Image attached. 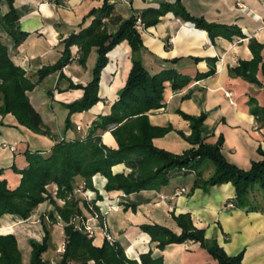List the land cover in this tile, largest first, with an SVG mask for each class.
<instances>
[{"label":"crops","instance_id":"obj_1","mask_svg":"<svg viewBox=\"0 0 264 264\" xmlns=\"http://www.w3.org/2000/svg\"><path fill=\"white\" fill-rule=\"evenodd\" d=\"M166 1L172 0H107L113 6V11L103 19L104 25L111 33L132 14H138L149 7L157 8ZM181 1L194 16L201 15L219 23L237 24L244 37L225 39L218 36L211 41L206 31L194 27L193 23L184 21L171 12L160 16L155 25L144 29L143 44L138 52L143 67L150 74L172 68L191 78L188 84L176 90L171 88L169 82H165L164 105L150 110L148 117L152 125L169 126L170 130L154 137L152 143L172 153L183 152L190 144L177 131L187 135L190 129L188 121L177 110L191 115L204 113L206 118L202 135L206 141L214 143L220 136L221 153L225 160L246 170L252 161L261 158L259 151L264 152V122L250 113V106L247 104L248 99L253 97L257 105L264 107V87L231 75L228 68L252 58L248 47L250 38L263 45L261 56L264 62V12H260L255 6H249L259 0H249L250 3L238 0L235 8L239 10V15L234 22L232 16L227 18L226 14L222 15V20H214L221 17L219 13L223 12V6L212 17L207 13L209 4H203L201 0ZM103 2L104 0H13L18 14V26L27 35L16 45L0 25V40L15 65L20 66L27 74H35L43 65L52 64L59 59L64 47L62 41L71 33L89 25L93 18L89 12L100 8ZM262 2L264 5V0ZM238 4L243 5V8ZM0 9L2 14L8 10L6 0H0ZM71 53H79V47L71 46ZM106 58L98 82L100 100L86 111L72 113V126L60 131L59 136L56 132L68 114V109L63 104L79 99L83 94L81 88L72 89L67 86L70 83L85 85L89 81L84 73L78 71V59L69 61L60 71L47 75L37 87L26 92L30 104L50 129V136L35 133L18 124L11 113L0 114V168L3 169L0 179H5L10 189L15 188L20 181V174L14 172L12 167L23 169L27 165L26 150H48L63 137L81 138L87 134L91 123L99 115L109 113L131 67L130 46L122 41L107 52ZM212 58L214 63L208 61ZM212 67L214 72L211 75L196 78L197 74L207 72ZM256 78L264 84L260 70ZM227 93L229 96H226ZM99 132L105 145L111 148L117 146L109 130ZM111 170L113 173L129 172V168L123 163L113 165ZM211 172L212 167L207 166L203 177L207 178ZM193 180V173L173 175L167 184L158 189L125 194L119 190H104L106 178L97 173L92 177L94 189L86 190L85 194L92 200L106 229L123 247L129 259L139 261L140 254L151 251L152 257H162V264H216L198 242L172 243L160 250L155 243L150 242L149 235L139 228L141 224L156 223L179 233L180 229L171 215L189 213L193 225L203 229L205 237L216 241L228 255L241 252L242 264H264V189L256 196L257 204L263 211H245L234 204L233 207L226 206L234 197V187L230 182L201 188L192 187ZM55 187L51 184L48 189L52 192ZM181 187L185 191L175 195V191ZM76 199L85 202L81 196ZM43 204L44 202L40 203L26 220H19L10 214L1 216L0 235L13 234L19 248H25L27 254L28 240L42 239V223H46L49 239L57 231H63V223L59 217L56 222L47 219V213L53 209V205L39 209ZM42 217L45 222H41ZM75 217L72 220L74 223ZM96 235L98 237L92 243L99 246L103 238L99 230ZM63 238L65 241L64 234ZM63 247L57 248L53 259L47 260L48 264H57Z\"/></svg>","mask_w":264,"mask_h":264},{"label":"trees","instance_id":"obj_2","mask_svg":"<svg viewBox=\"0 0 264 264\" xmlns=\"http://www.w3.org/2000/svg\"><path fill=\"white\" fill-rule=\"evenodd\" d=\"M6 1L8 10L2 14L0 9V25L18 45L27 34L18 26V14L13 0ZM112 11L113 6L107 0H104L100 8L90 11L89 15L93 16L90 24L66 37L62 41L64 47L59 59L52 64L43 65L35 74H27L20 66L15 65L0 40V114L11 113L18 124L46 136H50L51 131L30 104L26 92L33 90L44 77L60 71L69 61L74 60L71 46L79 47V63H83L90 48L95 47L97 60L92 79L85 85L70 83L67 86L83 90L79 99L63 104L68 109L65 119V129H68L72 126V113L86 111L100 100L98 82L100 71L106 64L107 52L122 41H126L130 46L131 67L124 86L110 106L109 113L99 115L91 123L87 134L81 138L63 137L48 150H26L27 165L23 169L12 167L14 172L20 174L19 184L15 188L10 189L6 180L0 179V217L10 214L19 220H26L40 203L48 200L53 205V209L47 213V219L56 222L59 217L65 236L63 251L57 264H162V257H152L151 251H148L139 255V261L129 259L116 239L113 243L103 240L101 245H94L92 239L83 230L76 228L72 221L75 216L83 215L79 209V200L73 198L59 205L48 189L51 184L56 186V197L64 198L80 182H84L87 189H92V177L98 173L106 178L104 190H119L130 194L158 189L167 184L173 175L193 173L192 187L207 188L230 182L234 187L232 202L235 207L245 211H263L257 204L256 196L264 189V152L259 151L261 158L252 161L246 170L227 162L221 153L222 138L219 136L216 142L210 143L202 135L206 118L204 113L191 115L177 110L189 123V134L177 131L190 144L188 149L181 153H172L154 146L152 139L166 133L170 127L152 125L148 112L164 105L165 82H169L171 88L176 90L188 84L191 78L172 68L150 74L138 57L143 44L144 29L155 25L160 16L168 12L206 31L211 41L218 36L225 39H231L233 36L244 37L240 26L234 23L211 22L203 16H193L181 0H172L161 3L157 8L149 7L138 14H132L128 19L121 21L115 32L109 33L103 19L111 15ZM137 17L141 19L142 29L135 27ZM248 47L252 58L240 61L236 67L228 68V72L264 87L256 78L260 70L264 79V62L261 56L263 45L250 38ZM208 61L214 63V58ZM213 72L212 67L207 72L197 74L196 78L207 77ZM247 104L250 106V113L264 122V107L257 105L253 97L248 99ZM106 130L114 137L117 145L115 148L102 142L99 131ZM118 163H123L131 171L127 174L113 173L111 168ZM204 163L212 167V172L207 178L203 177L207 168ZM2 172L3 169L0 168V174ZM171 216L180 229L179 233L156 223L139 226L158 249L162 250L172 243L193 241L198 242L216 264H242L241 252L228 255L216 241L205 237L203 229L193 225L189 213H172ZM41 222H45L44 217ZM42 230L40 242L29 239L30 264H48L42 257L49 242L46 223H42ZM0 264H22L21 252L13 234L0 235Z\"/></svg>","mask_w":264,"mask_h":264},{"label":"rangeland","instance_id":"obj_3","mask_svg":"<svg viewBox=\"0 0 264 264\" xmlns=\"http://www.w3.org/2000/svg\"><path fill=\"white\" fill-rule=\"evenodd\" d=\"M201 1H202L203 4H209L210 5V9L208 10L207 13H208L209 16H212V17L218 14V9H221L222 6L224 7L223 12L221 11L219 13L220 14L219 16H221V17H217L214 20H217V19L222 20V18H224V17H222V15L226 14L227 18H231V16H232V18H233L232 21L234 22L235 17H237L239 15V10H237V8H235V2H237L238 0H201ZM239 1L250 3L249 0H239ZM262 3H263L262 0H259V2L256 3V4L254 3L253 5H249V4L248 5L249 6H255V8L257 10H259L260 12H264V5ZM182 4H183V2H182ZM186 10H187V8H186ZM196 17H201V15H198ZM205 19L207 21L216 22V21H212L211 19H208V18H205ZM227 24H229V23H227ZM231 24H233V23H231ZM116 30L112 31L111 33L115 32ZM76 54L79 57V53L72 54L73 57H75ZM93 59H94V61H93ZM74 60H77V59H74ZM96 60H97L96 49H95V47H91L90 50L88 51V54L85 56L84 62L78 64V71L84 73L85 74V78H89V81L93 77V71H94L93 69L95 67ZM37 86L38 85H36L35 87H37ZM67 116H68V114L66 115L65 119L67 118ZM65 119L63 121V124L60 125V129L56 132L58 134V136H59L60 131H63L65 129ZM204 166H210V165H208V163H204ZM130 171L131 170L129 168V172ZM89 189H87L86 186H85L84 190H89ZM92 189H94V188H92ZM90 202L93 203L92 200H90ZM90 202L85 201L83 203L82 201H79V209L81 210V212H82V214L84 216H88V215L92 214V210H90L89 206L87 205V203H89L90 206H92L93 204L91 205ZM50 204L51 203L48 200H46V201H44V204L39 209L48 208ZM92 208L95 209L94 206H92ZM98 215H99V213H98ZM99 220H101L100 219V215H99ZM63 234H64V231H57L55 234L52 235V237H50L49 242H48V247H47L46 251L43 253V255L45 254L44 255L45 258L42 255L44 260L47 261V260L53 259V257L56 255L57 248L63 247V244L65 243L64 238H63ZM96 237H98V235H96ZM41 240H39V242ZM27 247L29 249V252L27 254H26L25 248H23V249L19 248L20 252H21V262H22V264H30L31 245L29 244V240H28ZM58 262H59V260H58Z\"/></svg>","mask_w":264,"mask_h":264},{"label":"built area","instance_id":"obj_4","mask_svg":"<svg viewBox=\"0 0 264 264\" xmlns=\"http://www.w3.org/2000/svg\"><path fill=\"white\" fill-rule=\"evenodd\" d=\"M239 7L243 8V5L238 4ZM135 27L138 29H142L143 28V24L141 22L140 17H137L135 20ZM74 59H78V55L76 54ZM226 96H229L228 93L226 94ZM85 189V183L84 182H80L78 184H76L72 190L70 192H68L66 194V196L64 198H57L56 197V187L55 189L51 192L53 197L56 199L57 203L59 205H63L65 203V201L67 200H71L73 198H76L77 196H81L85 201L90 202V199L88 198V196L85 194L86 190ZM185 191V188H179L175 191V195H178L182 192ZM91 203V202H90ZM93 203H91L92 205ZM87 205L89 206L90 210H92V214L88 215V216H76L74 220H76L74 223L75 227L78 229L83 230V232L92 239V241L95 239L96 237V232L97 230H99L101 232L102 238L103 240L108 241L109 243H113L115 238L108 232V230L106 229V225L103 221L99 220V215L97 213V211H95V209L92 208V206H90L89 203H87ZM226 206L228 207H233V203L229 202L226 204ZM101 221V222H100ZM61 251H63V248L61 249Z\"/></svg>","mask_w":264,"mask_h":264}]
</instances>
